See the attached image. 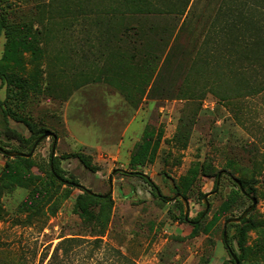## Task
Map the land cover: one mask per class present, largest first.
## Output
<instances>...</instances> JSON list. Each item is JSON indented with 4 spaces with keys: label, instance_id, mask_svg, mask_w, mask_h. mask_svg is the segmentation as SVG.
Instances as JSON below:
<instances>
[{
    "label": "rangeland",
    "instance_id": "374dc122",
    "mask_svg": "<svg viewBox=\"0 0 264 264\" xmlns=\"http://www.w3.org/2000/svg\"><path fill=\"white\" fill-rule=\"evenodd\" d=\"M48 1L5 0L4 8L12 21L36 23L47 17ZM80 26L64 36L68 54L75 49L73 59L64 65L49 62L53 50L62 45L59 39L51 43L49 59L24 53L20 73L42 76L37 71L41 65L43 89L14 103L11 126L25 136L32 127L54 131L58 136L55 155L80 152L92 167L70 157L61 159L62 168L99 194L109 191L108 177L114 169L135 170L131 164L134 154L145 141H151L157 145L154 156L136 170L147 174L162 196L183 194L189 203V220L182 219L180 197L169 201L158 196L141 175L117 172L104 243L94 260L84 259L89 249L85 245L73 264L117 263L114 247L135 264H237L224 243V223L228 217L241 215L252 201L240 195L236 178L248 182L245 190L258 203L248 222L228 225L229 245L237 257L244 254L240 264H264V95L225 102L210 93L194 99L145 94L138 105H132L115 86L92 79L100 63L93 55L88 60L82 56L88 45L82 41L86 34L79 31ZM4 44L2 36L1 53ZM7 96L8 85L0 78V97ZM2 137L6 150L30 151L17 140ZM52 146L53 137L44 138L32 155L36 165L31 174L37 181L30 183L40 191L52 192L56 187L50 188L46 176ZM6 161L0 150V264H15L21 255L30 264H47L61 236L91 237V225L74 209L79 187H57V209L47 205L30 215L36 210L25 204L31 187L7 183ZM214 190L217 193L208 197L209 212L195 223L205 210L204 196ZM46 196L38 195L37 201Z\"/></svg>",
    "mask_w": 264,
    "mask_h": 264
},
{
    "label": "trees",
    "instance_id": "16d2710c",
    "mask_svg": "<svg viewBox=\"0 0 264 264\" xmlns=\"http://www.w3.org/2000/svg\"><path fill=\"white\" fill-rule=\"evenodd\" d=\"M4 1L0 0V38L5 37L4 50L0 52V78L8 85V96L4 100L0 97V149L6 150L2 135L31 150L46 131L43 126L32 127L31 134L25 136L10 124L14 103L29 97L30 92L43 89L41 65L37 71L42 76L20 73L24 53L30 52L44 60L47 55L49 59L51 43L59 39L62 45L53 50L49 62L66 64L73 59L75 49L68 54L64 36L67 32L72 34L70 28L78 25H81L79 31L86 34L82 41L88 45L82 56L88 60L93 55L100 63L92 79L115 86L132 105H138L145 94L151 98L194 99L210 93L225 102L264 95V0H49L47 17L36 23L12 21ZM156 147L151 141L140 145L131 160L135 170L129 173L141 175L162 196L153 180L136 170L152 159ZM5 156L7 183L31 187L25 204L36 210L30 215L38 214L47 205L57 209V187L69 184L80 189L74 209L91 225V237L61 236L47 264H73L87 244L89 249L84 259L94 260L104 243L114 199L112 194L101 196L93 190L90 194L89 188L82 186L75 175L67 174L62 168L61 159L76 157L91 169L84 155L50 153L46 176L50 188L56 184L52 192L32 188L30 181H37L31 174L36 165L32 156ZM236 180L241 183L239 186L236 182L240 195L248 196L246 190L242 191L248 182L242 178ZM43 193L47 195L45 199L37 201V196ZM182 204L181 201L182 219L188 221ZM248 216L230 225L245 224ZM224 243L230 252L229 241ZM112 252L119 262L113 264H135L120 249L114 247ZM243 256L237 257L239 264ZM15 264L30 263L21 255Z\"/></svg>",
    "mask_w": 264,
    "mask_h": 264
},
{
    "label": "water",
    "instance_id": "95a60500",
    "mask_svg": "<svg viewBox=\"0 0 264 264\" xmlns=\"http://www.w3.org/2000/svg\"><path fill=\"white\" fill-rule=\"evenodd\" d=\"M47 137H53V146H52V152L55 153V146H56V142H57V139H58V136L57 134L54 132V131H51V130H46L42 136L35 142L34 146L32 147V149L29 151V152H22V151H8V150H3V149H0L3 151L4 154H7L11 157H16V156H23V157H31L35 151V148L37 146V144L43 140L44 138H47ZM117 172H124V173H129L130 171H127V170H124V169H121V168H117V169H114L111 173V175H109L108 177V180H109V191L105 194H100L101 196H107L109 194H112L113 192V176L114 174H116ZM145 174V173H144ZM147 176V174H145ZM222 175V171L219 172L218 174V180H217V185L219 184V179H220V176ZM235 181L239 184V186H241V183H239L238 180L235 179ZM83 186V185H82ZM243 192H246L245 189H242ZM88 192L90 194H93L94 192L90 189H88ZM217 193V190H214L212 192H209L207 193L205 196H204V203H205V210L203 211L202 213V216L201 217H204L210 210V203L208 201V197L209 195L211 194H215ZM161 194V193H159ZM250 200L252 201V203L243 211V213L239 216H232V217H228L226 220H225V223H224V233H223V238H224V242H227L228 241V225L230 223H234V222H241L244 218H246L249 213L255 208V206L257 205L258 203V198L255 197V196H252L251 194L247 193ZM181 198L182 202L185 204V219L188 220V212H189V203L187 201V199L185 197L182 196L181 193H176L174 194L173 196H170V197H166L167 200L169 201H172V200H176L177 198ZM230 253L232 254V257L236 260V263L239 264V260L237 259V256L235 255V253L230 250Z\"/></svg>",
    "mask_w": 264,
    "mask_h": 264
}]
</instances>
